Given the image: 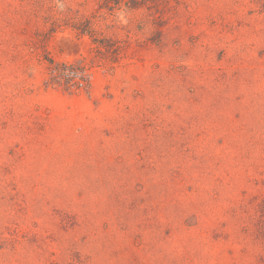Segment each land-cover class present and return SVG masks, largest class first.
Instances as JSON below:
<instances>
[{
    "label": "rangeland",
    "instance_id": "obj_1",
    "mask_svg": "<svg viewBox=\"0 0 264 264\" xmlns=\"http://www.w3.org/2000/svg\"><path fill=\"white\" fill-rule=\"evenodd\" d=\"M0 264H264V0H0Z\"/></svg>",
    "mask_w": 264,
    "mask_h": 264
},
{
    "label": "built area",
    "instance_id": "obj_2",
    "mask_svg": "<svg viewBox=\"0 0 264 264\" xmlns=\"http://www.w3.org/2000/svg\"><path fill=\"white\" fill-rule=\"evenodd\" d=\"M53 75L63 81L68 88L83 90L90 85L91 75L85 71L67 66L64 69L54 70Z\"/></svg>",
    "mask_w": 264,
    "mask_h": 264
}]
</instances>
